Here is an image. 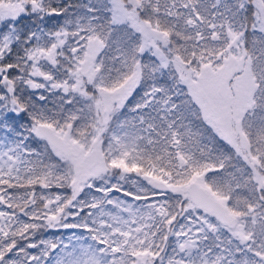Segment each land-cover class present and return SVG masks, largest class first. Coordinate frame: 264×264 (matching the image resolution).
<instances>
[{"label":"snow or ice","instance_id":"1","mask_svg":"<svg viewBox=\"0 0 264 264\" xmlns=\"http://www.w3.org/2000/svg\"><path fill=\"white\" fill-rule=\"evenodd\" d=\"M0 264H264V0H0Z\"/></svg>","mask_w":264,"mask_h":264},{"label":"rangeland","instance_id":"2","mask_svg":"<svg viewBox=\"0 0 264 264\" xmlns=\"http://www.w3.org/2000/svg\"><path fill=\"white\" fill-rule=\"evenodd\" d=\"M28 21H25V23H27ZM26 219V218H25ZM72 231H74V230H64V233L63 234H61V237L60 238H63V239H65V241L67 240V235L68 234H70ZM44 237H46V238H49V239H52L53 237H54V233H53V231H51V232H49V233H46L45 235H44Z\"/></svg>","mask_w":264,"mask_h":264},{"label":"trees","instance_id":"3","mask_svg":"<svg viewBox=\"0 0 264 264\" xmlns=\"http://www.w3.org/2000/svg\"><path fill=\"white\" fill-rule=\"evenodd\" d=\"M73 2L80 3V2H82V0H73ZM49 232H51V230L50 231H47V232H44L41 235L44 236L46 233H49ZM53 233H54V237L52 239H59L61 237V234L64 233V230H60V232L53 231ZM30 251L35 252L36 250L33 249V250H30Z\"/></svg>","mask_w":264,"mask_h":264}]
</instances>
